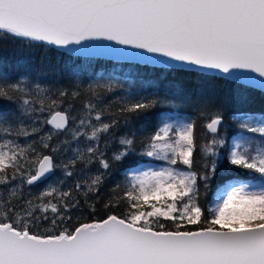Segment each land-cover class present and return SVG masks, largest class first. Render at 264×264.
<instances>
[{
	"label": "snow or ice",
	"instance_id": "snow-or-ice-1",
	"mask_svg": "<svg viewBox=\"0 0 264 264\" xmlns=\"http://www.w3.org/2000/svg\"><path fill=\"white\" fill-rule=\"evenodd\" d=\"M0 32L58 47L112 41L125 47L89 45L88 49L169 67L216 69L264 89V0H0ZM127 48L140 51L130 53ZM25 92L20 83H0V99L13 100V93ZM21 98L23 106L32 103ZM39 103L43 112L44 101ZM155 103L129 100L121 112H145ZM55 105V101L48 105L44 123L59 132L67 128L69 115L53 111ZM24 111L35 109L25 107ZM101 116L97 112L95 120L101 121ZM6 121L7 114H0V130L10 136L12 128L3 126ZM115 123H100L92 126L90 134L76 135L98 141ZM221 123L222 117L216 114L206 128L215 134ZM80 124L85 121L81 119ZM241 127L264 136V127L247 123ZM194 129V121H165L156 128L140 155L164 161L166 166L140 167L139 161H133L137 167L125 172L124 183L116 185L104 205L121 211H109L105 219L60 229L57 219H65L60 204L67 209L65 198L70 192L56 187L44 190L37 197L40 203L28 201L23 215L10 201L0 204V264H264V144L253 148V141L244 137L233 143L227 162L235 169L258 173L259 178L225 181L205 215L197 202L198 182L207 189L217 178V162L212 159L202 171L193 170ZM16 135L29 133L21 128ZM44 139L51 140L52 135ZM135 143L134 137L121 138L122 148L112 159L123 161L133 155ZM224 143L213 137L200 150L216 157ZM42 144L50 147L43 140ZM87 154L88 163L97 157L102 168H110L98 147H88ZM78 159L85 160V155L79 154ZM75 163L64 165L67 176ZM55 167L52 155L38 152L31 144L0 140V185L18 177L33 185ZM101 183V176L92 178L87 192L97 191ZM80 187L77 183L76 188ZM11 195H17L15 189ZM35 210L54 214L52 227L34 230L33 222L40 219L34 216Z\"/></svg>",
	"mask_w": 264,
	"mask_h": 264
},
{
	"label": "trees",
	"instance_id": "trees-1",
	"mask_svg": "<svg viewBox=\"0 0 264 264\" xmlns=\"http://www.w3.org/2000/svg\"><path fill=\"white\" fill-rule=\"evenodd\" d=\"M0 83H20L26 90L25 93H13L16 97L13 100L0 99V114H7L3 126L12 128L10 136L0 130V140L12 139L21 146L31 144L38 152L52 154L56 164L54 173L40 183L28 185L18 177L8 185H0V204L10 201L14 210L23 215L27 202L40 203L37 197L49 187L70 192L65 198L67 209L60 204L65 216L63 221L57 219L60 229L105 219L109 211H121L119 208L105 209L104 205L114 195L116 185L124 183L125 172L130 167H137L133 161H139L140 167L156 161L141 156L140 152L148 137L165 121H194L197 147L193 153V170L202 171L203 165L212 159L217 162V178L207 189L203 182H198L197 202L205 215L213 192L225 181L259 178L258 173L235 169L227 162L228 144L232 138H249L253 148L264 144V136L241 127L243 123L249 127H264V89L254 85L192 68L72 53L3 32H0ZM21 97L32 103L23 106ZM40 100L44 101L43 112L39 111ZM129 100L156 103L145 112L122 113L121 108ZM52 101L56 102L53 111H66L70 117L69 127L63 131L58 132L44 123ZM89 104L95 107L90 110ZM25 107L35 111L25 112ZM97 112L102 113L101 121L95 120ZM216 114L223 117V122L214 134L208 131L206 124ZM81 119L85 121L84 125L80 124ZM113 120L116 123L108 133H101L98 141L88 139L87 135H76L77 132L90 134L92 126ZM21 128L29 135H16ZM49 134L52 139H44ZM129 136L135 138L136 152L123 161L113 160L114 153L122 148L120 139ZM213 137L225 143L218 146L216 157L205 156L201 146L211 143ZM42 140L50 147L43 148ZM88 147H98L109 160L110 168H102L97 157L88 163ZM52 148L57 151L52 152ZM81 153L85 160L78 159ZM72 160L76 163L70 165L68 170L72 175L67 176L64 165ZM96 176H101L102 183L97 191L87 192V184ZM77 183L81 185L79 189ZM13 189L16 196L11 195ZM45 215L47 220L43 219ZM53 215L50 211L35 210L34 216L40 219L33 222L34 230L52 227Z\"/></svg>",
	"mask_w": 264,
	"mask_h": 264
},
{
	"label": "water",
	"instance_id": "water-1",
	"mask_svg": "<svg viewBox=\"0 0 264 264\" xmlns=\"http://www.w3.org/2000/svg\"><path fill=\"white\" fill-rule=\"evenodd\" d=\"M89 45H105V46H111L113 48H124L125 46H122V45H117L115 44L114 42L112 41H107V40H92V41H83L81 45H69L67 47H58L56 45V47L60 48V49H63V50H66L68 52H72V53H78V54H83V55H89V56H102V57H109V58H114V59H126V60H136V61H141L137 58H134V57H131V56H117V55H113V54H109V53H106V52H103V51H100V50H96V49H88V46ZM76 49H83L81 51H77ZM127 52H130V53H135V52H139L140 50H137V49H131V48H127L126 49ZM147 55V54H146ZM160 59L164 60V59H167V58H163L161 57ZM142 62V61H141ZM171 64H177L178 62H175V61H170ZM152 64H160V65H167V64H163V63H152ZM182 67H185V68H192V69H197V70H202V71H206V72H211V73H217V74H220V75H224V76H227L230 78V75L227 74V73H223L219 70H216V69H201V68H198L196 66H193V65H186V66H182ZM233 71H237V70H233ZM247 75H250V76H256L255 73H246ZM256 79L259 80L261 79L260 77L256 76ZM239 81H242L244 82L243 80H239ZM253 85V84H251ZM255 86V85H254ZM258 87V86H256ZM260 88V87H259ZM262 89V88H261ZM58 111H63V110H58ZM66 112V111H65ZM222 117V116H221ZM222 122H223V117H222ZM69 123H70V117H69V121H68V126L67 128L69 127ZM222 124V123H221ZM51 128L52 126L49 125ZM220 127V126H219ZM66 128V129H67ZM53 129V128H52ZM219 129V128H218ZM55 130V129H54ZM47 155H52V154H47ZM54 158V157H53ZM55 163V161H54ZM56 168V167H55ZM55 168L53 169L52 172L46 174L45 177H42L41 180L37 181L36 183L34 184H37V183H40L41 181L45 180L46 178H48L50 175H52L55 171Z\"/></svg>",
	"mask_w": 264,
	"mask_h": 264
},
{
	"label": "rangeland",
	"instance_id": "rangeland-1",
	"mask_svg": "<svg viewBox=\"0 0 264 264\" xmlns=\"http://www.w3.org/2000/svg\"><path fill=\"white\" fill-rule=\"evenodd\" d=\"M237 140V138H232V139H230L229 140V144H228V146H229V149L231 148V146L233 145V143L235 142ZM96 143H95V141L93 142V145H95ZM148 166H151V167H154V168H158V167H161V166H166V164H165V162L164 161H154V162H151ZM148 166H146V167H148ZM232 180H235V181H240V182H248V181H250L249 179H245V178H241V179H232ZM223 187V185H221L217 190H215L214 192H213V194H212V197H211V199H209V201H208V203H207V209L214 203V199H215V196H216V194H217V192H218V190L220 189V188H222Z\"/></svg>",
	"mask_w": 264,
	"mask_h": 264
}]
</instances>
